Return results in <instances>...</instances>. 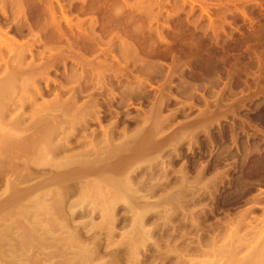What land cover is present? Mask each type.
Returning <instances> with one entry per match:
<instances>
[{
	"label": "rangeland",
	"instance_id": "rangeland-1",
	"mask_svg": "<svg viewBox=\"0 0 264 264\" xmlns=\"http://www.w3.org/2000/svg\"><path fill=\"white\" fill-rule=\"evenodd\" d=\"M0 264H264V0H0Z\"/></svg>",
	"mask_w": 264,
	"mask_h": 264
},
{
	"label": "bare ground",
	"instance_id": "bare-ground-1",
	"mask_svg": "<svg viewBox=\"0 0 264 264\" xmlns=\"http://www.w3.org/2000/svg\"><path fill=\"white\" fill-rule=\"evenodd\" d=\"M18 156L21 157V154H19ZM19 159H20V158H19ZM23 159H24V158H23ZM17 161H18V160H17ZM19 161H20V160H19ZM13 164H14V162H13ZM19 164H20V162H19ZM23 164H24V163H23ZM28 164H29V162H28ZM30 164H31V163H30ZM14 165H15V164H14ZM14 165H13V166H14ZM25 165H27V164H25ZM25 165H24V166H25ZM31 165H32V164H31ZM31 165H30V166H31ZM16 166H17V164H16ZM18 166H19V165H18ZM27 166H28V165H27ZM30 166H29V168H30ZM32 166H33V165H32ZM32 166H31V167H32ZM14 168H15V166H14ZM17 168H19V167H17ZM20 169H21V168H19V170H20ZM26 169H27V168H26ZM16 170H17V169H16ZM26 171H27V170H26ZM27 174H28V173H27ZM28 176H29V175H28ZM28 176H27V177H28ZM19 178H20V177H19ZM49 180H50V179H49ZM49 180H48V182H50ZM10 182H12V181H10ZM45 182H46V181H45ZM15 183H16V181H15ZM46 184H47V183H46ZM8 185H9V184H8ZM12 185H13V184H12ZM43 185H44V184H43ZM13 187H14V186H12L11 189H13ZM31 187H32V186H31ZM6 189H7V188H6ZM14 189H15V188H14ZM15 190H17V188H16ZM8 191H9V190H8ZM8 191H7V192H8ZM22 191H25V190H22ZM28 191H29V190H28ZM9 192H11V191H9ZM32 192H33V191H32ZM14 193H15V192H14ZM21 193H23V192H21ZM16 195H18V194L16 193ZM22 195H23V194H22ZM24 196H25V195H24ZM17 197H18V196H17ZM25 197H26V196H25ZM21 198H22V197H21Z\"/></svg>",
	"mask_w": 264,
	"mask_h": 264
}]
</instances>
